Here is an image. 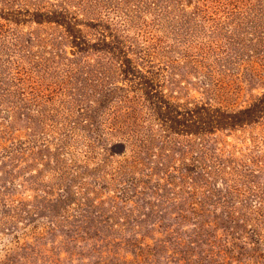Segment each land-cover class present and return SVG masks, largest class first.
<instances>
[{"label":"rangeland","instance_id":"374dc122","mask_svg":"<svg viewBox=\"0 0 264 264\" xmlns=\"http://www.w3.org/2000/svg\"><path fill=\"white\" fill-rule=\"evenodd\" d=\"M161 96L264 110V0H0V264H264V111Z\"/></svg>","mask_w":264,"mask_h":264},{"label":"trees","instance_id":"16d2710c","mask_svg":"<svg viewBox=\"0 0 264 264\" xmlns=\"http://www.w3.org/2000/svg\"><path fill=\"white\" fill-rule=\"evenodd\" d=\"M70 35L74 38L73 44L80 47L81 41L78 36L74 35L73 32ZM158 98V101L153 103L156 111L155 117L175 131L200 132L212 131L214 128H233L255 121L264 111L262 106L254 109L252 105L235 111L204 104L180 109L172 105L163 96Z\"/></svg>","mask_w":264,"mask_h":264}]
</instances>
